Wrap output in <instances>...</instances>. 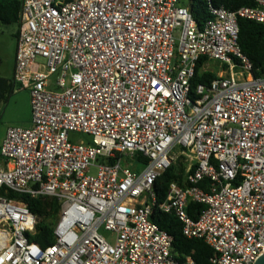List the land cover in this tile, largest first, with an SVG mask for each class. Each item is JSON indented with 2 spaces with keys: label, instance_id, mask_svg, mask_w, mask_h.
Listing matches in <instances>:
<instances>
[{
  "label": "built area",
  "instance_id": "built-area-1",
  "mask_svg": "<svg viewBox=\"0 0 264 264\" xmlns=\"http://www.w3.org/2000/svg\"><path fill=\"white\" fill-rule=\"evenodd\" d=\"M183 1L22 0L14 83L30 92L32 125L0 148V264H196L174 255L156 210L203 240L210 264L264 256V77L239 44L240 20L264 25V0H205L202 26ZM202 61L219 73L195 85ZM179 167L183 186L160 201L157 181ZM25 196L61 204L46 248Z\"/></svg>",
  "mask_w": 264,
  "mask_h": 264
},
{
  "label": "trees",
  "instance_id": "trees-1",
  "mask_svg": "<svg viewBox=\"0 0 264 264\" xmlns=\"http://www.w3.org/2000/svg\"><path fill=\"white\" fill-rule=\"evenodd\" d=\"M190 1V9L200 26L205 24L210 18L209 4L205 0H184L183 4ZM211 4L215 8H225L229 11H236L242 7H253L256 0H211ZM22 8V0H0V23L12 24L20 22V12ZM239 44L241 51L248 57L253 64V73L256 78L264 77V25L249 20H240ZM18 35V34H17ZM1 64V59H0ZM203 61L201 62L197 77L194 84L210 82L216 78L215 73H201ZM16 85L14 79L8 80L0 77V105L8 102L14 93ZM184 168H174L164 173L155 185L159 200L165 199L168 186L171 182L177 181L183 186ZM14 197L15 195L12 194ZM31 212L38 218L37 233L33 237V241L43 248L54 243V227L58 220L61 208L60 202L53 197L31 198L25 196L21 198ZM204 206H192L189 210L190 214L195 217L197 211ZM152 220L159 227L167 231L174 237L173 253L184 261L187 257L195 260L196 264H210L212 256L211 248L203 241L198 239H189L183 235L181 223L172 215L165 214L156 210Z\"/></svg>",
  "mask_w": 264,
  "mask_h": 264
},
{
  "label": "rangeland",
  "instance_id": "rangeland-1",
  "mask_svg": "<svg viewBox=\"0 0 264 264\" xmlns=\"http://www.w3.org/2000/svg\"><path fill=\"white\" fill-rule=\"evenodd\" d=\"M18 29V23H0V77L8 80H11L14 75L17 51L16 34L18 32ZM211 68H213L214 70H218V62H212ZM215 73L217 74L219 72L216 71ZM56 79L57 75H54L51 78V83H53V87L51 89L55 91L58 90L55 87ZM22 93H25V95L28 94L27 91H17V89H15V94L9 98L8 102L0 105V148L9 128H26L27 126L26 118H28V110L24 107L23 100L20 99L17 101L14 98ZM70 140L73 143H91L92 137L83 133H71ZM1 164H3V162L0 157V165ZM139 171H141V168H139ZM91 174L96 175L97 169L92 168ZM100 232L109 240H112L114 238L113 234L105 231L104 229H102Z\"/></svg>",
  "mask_w": 264,
  "mask_h": 264
},
{
  "label": "crops",
  "instance_id": "crops-1",
  "mask_svg": "<svg viewBox=\"0 0 264 264\" xmlns=\"http://www.w3.org/2000/svg\"><path fill=\"white\" fill-rule=\"evenodd\" d=\"M189 5V4H188ZM18 31H19V29H18ZM17 34H18V32H17ZM17 34H16V38H17ZM14 79V75H13V77H12V80ZM23 91H27V95H25V93H22V94H20L19 96H16V97H14L15 98V100H23V105H24V107L28 110V118H26V120H27V126H26V128H29V127H31V125H32V109H31V95H30V92H29V90H23ZM15 94V91H14V93L11 95V96H13ZM31 111V112H30ZM3 144V143H2ZM2 146V145H1Z\"/></svg>",
  "mask_w": 264,
  "mask_h": 264
},
{
  "label": "water",
  "instance_id": "water-1",
  "mask_svg": "<svg viewBox=\"0 0 264 264\" xmlns=\"http://www.w3.org/2000/svg\"><path fill=\"white\" fill-rule=\"evenodd\" d=\"M256 264H264V256L259 258L258 261L256 262Z\"/></svg>",
  "mask_w": 264,
  "mask_h": 264
}]
</instances>
